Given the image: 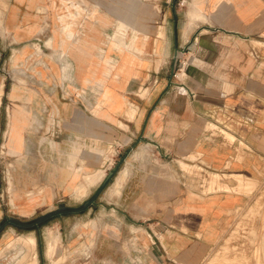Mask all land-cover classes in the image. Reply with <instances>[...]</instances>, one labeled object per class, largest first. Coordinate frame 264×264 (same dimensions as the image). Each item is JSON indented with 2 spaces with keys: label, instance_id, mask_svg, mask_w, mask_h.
<instances>
[{
  "label": "crops",
  "instance_id": "obj_1",
  "mask_svg": "<svg viewBox=\"0 0 264 264\" xmlns=\"http://www.w3.org/2000/svg\"><path fill=\"white\" fill-rule=\"evenodd\" d=\"M146 2H150L147 8L160 9L161 15L139 24L145 28L138 34L139 56L108 50L106 57L114 65L112 74L110 63L100 59V48H106L110 35L102 26L111 23L103 15L97 17L101 23L91 15L75 19V31L83 23L85 30L77 33L81 43L67 40L65 50L75 66L70 79L59 66L50 69L44 64L37 73L38 84H19L0 69L2 151L29 154L30 146L37 143L31 138L39 133L33 130L39 114L34 109L31 112L30 106H51L56 127V123L61 125L58 119L62 109H68L62 106L70 99L76 109L73 131L66 137L68 143L59 128L55 134L42 137L41 145L46 155L53 153L58 161L69 146L75 168L82 166L85 157L87 167L96 161L100 163L96 168L104 169L110 162L109 147L115 142L132 148L139 140H147L166 164L184 160L201 165L205 169L202 173L259 176L264 169V0H181L179 11L172 0H134V8L141 9ZM109 4V0H92L83 6L91 13L101 10L104 14ZM195 8L201 10L200 14H192ZM17 15L18 10L9 6L6 26L16 35V43L25 44L17 49L24 52L22 61L29 63L30 57L40 54L21 34L26 21L23 18L19 23ZM116 20L112 22L116 24ZM61 41L56 38L57 45ZM63 50L58 47L47 56L59 57ZM179 51L186 59V76L175 87L166 66ZM156 58L162 59L160 65ZM143 88L149 89L145 98L136 95ZM109 98L115 105H123L127 98L139 106L135 119L128 122V130L118 124L126 121L124 113L108 109ZM95 104H102L96 114L91 111ZM3 105L7 106L5 114ZM15 109L21 111L16 128L11 126ZM222 132L234 142L225 139ZM239 142L245 145L242 149ZM193 154L198 156L196 161L188 159ZM240 154L244 161L238 160ZM139 157L135 153L130 169L125 166L118 172L120 175L128 169L123 190L118 195L109 194L108 199L124 204L106 216L93 264H199L213 252L229 211L242 204L244 196L234 199L220 194L214 207L204 214L200 208H185L188 190L170 176L168 165L165 169L169 177L157 178V172H147L143 164L136 167ZM191 190L195 197L201 196L200 191ZM175 201L178 203L174 207ZM207 215L215 221L214 229H204Z\"/></svg>",
  "mask_w": 264,
  "mask_h": 264
},
{
  "label": "rangeland",
  "instance_id": "obj_2",
  "mask_svg": "<svg viewBox=\"0 0 264 264\" xmlns=\"http://www.w3.org/2000/svg\"><path fill=\"white\" fill-rule=\"evenodd\" d=\"M90 1L92 0H0V69L8 72L19 84L23 82L30 85L38 84L37 73L41 68H45L44 64L50 69L53 66H59L64 71L65 78L70 79L74 67L71 59L64 56L63 52L55 58L47 55H52L50 50L60 47L56 44V38L63 40L65 36L62 30L63 19L70 22L69 13H75L76 7L83 8V5H89ZM133 1L109 0L110 8L104 14L101 10H92L91 17L94 21L102 15L110 18L109 25H98V28L102 26L108 29L109 34L112 35L117 27V24L112 22L114 18L128 19L133 23L132 26L139 29V24H144L145 19L159 18L161 15L160 9L147 8L150 2L142 4L140 9L134 8ZM172 2H174V8L179 11L181 0H172ZM9 6L11 9L18 10L19 23L23 22V18L25 19L26 27L20 33L29 39L27 44L29 43L40 54L33 53L34 57L29 58V63L22 61L24 52L17 49L25 44L16 43L18 41L16 35L7 28L9 16L6 18V15ZM88 11L90 9L87 8L85 13L81 12V15L84 13L88 17ZM97 20L101 23V18ZM132 26L130 24L128 27L125 41L130 42L132 38ZM146 27L148 29V25ZM81 29L79 26L77 33L81 32ZM82 30H85V26ZM50 38L53 41L52 47L48 42ZM118 39H121V36ZM183 54V51H179L172 63L166 66L168 71L171 70V81L175 87L179 86L176 83L186 76L185 69H183L186 59ZM54 59L57 63L53 61ZM156 60L159 65L162 63L161 58H156ZM37 62H41V65ZM136 95L145 98L149 95V89L143 88L141 92H136ZM65 103L62 107L68 109L66 111L62 109L61 120L58 119L61 125L56 123V127L51 106H30L31 112L34 109L33 112L36 111L35 113L39 114L35 116L38 120L34 122L33 127V130H39V133L35 135L36 138H31L37 143L30 146L29 154L18 155L14 154L15 152L9 154L6 150L3 152L2 145H0V264H20L26 256L30 259V261L26 259L29 264H93V252L101 235L102 226L108 220L106 216L111 209L124 204L116 199H108L111 198L109 194L114 196L122 192L127 171L130 169L129 162L135 161V153L140 155L136 160V167H139L140 163L143 164L147 172L156 171L157 174L154 176L157 178L169 177L166 174L167 169L175 182L188 190L189 203L185 208H200L204 214L214 207L215 200L220 194L234 199L244 196L243 203L229 211L230 216L226 219L218 244L213 247V252L206 255L199 264H264V169L259 176L255 177L242 173L231 175L214 172L202 173L205 169L197 163L179 160L166 164L168 163L166 159L163 158V160L157 155L155 148L147 140H139L132 148L121 147L115 142L109 147L107 158L110 162L104 169L98 170L96 165L100 163L96 161L89 163L87 167L85 157L82 166L75 168L74 155L71 160L72 152L69 146L66 147L67 152L62 154L61 161H58L53 153L46 155L45 146L41 145L44 140L42 137L55 134V129L58 131L59 128L64 135V142L68 143L66 137L73 131L76 105L70 99ZM130 103L132 105L123 107L121 112L124 113L126 121H118L120 127L125 130L129 129L128 122L133 121L139 112V106L132 101ZM6 107V105L2 107L4 114L7 113ZM98 107L99 104H95L91 111L96 114L100 111ZM221 135L234 142L224 132ZM239 143L242 149L245 145ZM3 148H6L5 144ZM55 156L57 157V154ZM188 159L196 161L198 156L193 154ZM244 159V155L240 154L238 160L244 161ZM58 162L61 163L60 169L57 167ZM166 165L168 166L165 169ZM229 165L230 163L228 167ZM125 166L128 169L118 175L120 169L123 170ZM115 168H118L117 172L111 177L110 174ZM73 173L78 175L75 180ZM86 175L89 176L86 177ZM90 177H96L95 181L90 182ZM23 184H25L24 187H22ZM191 189L200 191L201 196L195 197ZM138 203L147 205L150 202ZM177 203L178 201L172 202V206L175 207ZM214 224L215 221L208 215L203 218L204 229H214ZM198 235L201 236L202 233ZM16 239H18L17 242ZM27 239L31 241L28 242ZM49 242L51 244L54 242L53 247L49 246ZM30 246L33 248L30 249ZM28 250H31L30 253Z\"/></svg>",
  "mask_w": 264,
  "mask_h": 264
},
{
  "label": "bare ground",
  "instance_id": "obj_3",
  "mask_svg": "<svg viewBox=\"0 0 264 264\" xmlns=\"http://www.w3.org/2000/svg\"><path fill=\"white\" fill-rule=\"evenodd\" d=\"M74 5V4H73ZM139 5V4H138ZM87 8H85L84 6H83V8L82 7H76V12L75 13H72V12H70L69 13V17L71 18V21L70 22H67V20H64L63 19V27H62V30H63V34L65 35L64 37H63V40H62V43L60 44V48L61 49H64L63 50V53H64V56H67V57H69L70 58V56L68 55V52L65 50V48H66V46H67V40L69 41H72L73 43H79L80 42V39H79V34H77V32L75 31V19L76 18H81V17H85L84 19H86L87 18V16L84 14L85 13V10H86ZM193 10V9H192ZM84 12L82 15H81V12ZM201 10L199 9V8H195L194 9V11H192L193 13V15H196L197 14V12L199 13ZM200 14V13H199ZM81 15V16H80ZM90 15H92V13H91V11H88V17L90 16ZM139 16V15H138ZM191 16V15H190ZM61 19H62V17H61ZM83 19V18H82ZM139 19V18H138ZM117 22H116V24H117V27H116V32H114V34H112V35H109L108 36V40L106 41V43H105V45H106V48H100V59L101 60H104V61H106V62H109L110 63V69H109V74H112V70H111V68H113L114 67V65L111 63V60L108 58V57H106V54H107V52H108V50H116V51H118V52H121V53H123V52H128V53H131V54H136V55H140L141 53H142V51L137 47V41H138V34L140 33V32H145V28H143V26H140L139 28L140 29H138L136 26H132L133 25V23H131L128 19H118V20H116ZM79 22V21H78ZM134 22V21H133ZM135 23V22H134ZM130 24H131V26L133 27V35H132V38H131V40H130V42H128V41H125V39H126V37H127V32H128V27L130 26ZM84 25H85V23H83V26L81 27L82 29H83V27H84ZM82 29H81V31H82ZM44 31V30H43ZM165 31V30H164ZM184 31V30H183ZM166 32V31H165ZM188 32V31H187ZM187 32H186V34H187ZM184 35V34H183ZM120 36H121V39H118V37L120 38ZM146 38H147V35L145 36ZM156 37V36H155ZM166 41H167V39H166ZM48 42L50 43L49 45L52 47V45H53V41H52V39L50 38V40H48ZM167 43V42H166ZM68 44H69V42H68ZM140 47V46H139ZM142 48V47H141ZM143 49V48H142ZM71 59V58H70ZM125 60V59H124ZM71 61H72V59H71ZM131 61H129V63H130ZM72 63H73V66H74V62L72 61ZM74 70H75V66L73 67V72H74ZM136 71V70H135ZM139 71V70H138ZM134 73V72H133ZM73 74V73H72ZM123 75V74H122ZM181 78H183V75H181ZM133 79H136V78H133ZM106 96H107V93H105V99L104 100H106ZM107 101H108V109H110V110H114V111H118L119 113L120 112H122V110H123V107H130L132 104L130 103V101H129V99H125V102L126 103H124L123 105H115V104H113V103H111L112 102V99L111 98H109V99H107ZM102 107V104H99V107H98V109L99 108H101ZM21 111H17L16 109H15V112H10L11 113V115H12V118L14 119H12V125L11 126H14V128H16L17 127V119H18V116H17V114L18 113H20ZM26 116V115H25ZM23 122L25 123L26 121H24L23 120ZM23 128V127H22ZM150 134V133H149ZM46 139V138H45ZM56 143V142H55ZM56 145H57V143H56ZM12 152V151H11ZM136 156H139V155H136ZM184 166V165H183ZM101 171V170H100ZM104 171V170H103ZM102 171V172H103ZM80 172V171H79ZM99 172V171H98ZM105 172V171H104ZM103 172V173H104ZM128 172V171H127ZM101 173V172H100ZM74 174V173H73ZM96 174V173H95ZM94 174V175H95ZM98 175V174H97ZM101 175V174H100ZM103 175V174H102ZM101 175V176H102ZM69 176H71L70 174H69ZM89 176V175H88ZM87 175H86V177H88ZM90 176H92L91 174H90ZM100 176V177H101ZM76 177H78V175L76 176L75 174H74V176H73V178H74V180H75V178ZM69 178V177H68ZM96 177H90V182L91 181H95L94 179H95ZM99 178V177H98ZM89 179V178H88ZM97 181H99V180H97ZM125 181V180H124ZM88 183V182H87ZM93 183V182H92ZM81 184V183H80ZM90 184V183H89ZM70 185V184H69ZM74 185V184H73ZM71 186V185H70ZM123 186V185H122ZM81 188H82V186H81ZM86 188H87V186H86ZM122 190V189H121ZM42 191V190H41ZM120 192V191H119ZM168 192V191H167ZM36 198V197H35ZM30 201V200H29ZM29 203H31V202H29ZM37 203V202H36ZM39 203V202H38ZM31 205V204H30ZM33 205V204H32ZM22 207V206H21ZM34 238V237H33ZM30 239V238H29ZM54 239V238H53ZM20 240V239H19ZM21 240H22V238H21ZM20 240V241H21ZM28 240V239H27ZM18 241V239H16V242ZM31 240H28V242H30ZM52 241V240H51ZM24 242V241H23ZM26 242V241H25ZM21 243H22V241H21ZM20 243V244H21ZM32 243H33V241H32ZM50 243V242H49ZM54 242H52V244H53ZM14 244V243H13ZM16 244V243H15ZM26 244V243H25ZM51 244V243H50ZM49 244V246H52V244L50 245ZM57 244V243H56ZM27 245V244H26ZM32 245V244H31ZM15 246V245H14ZM7 247V246H6ZM29 247V246H28ZM31 247L32 246H30V249H31ZM53 247V246H52ZM33 248V247H32ZM29 249V248H28ZM27 250V249H26ZM50 250V249H49ZM30 251L31 250H28V252L30 253ZM33 251H34V249H33ZM51 251V250H50ZM50 251H48V252H50ZM29 253H28V256H29ZM26 254V253H25ZM32 254V253H31ZM27 255V254H26ZM25 255V256H26ZM24 256V255H23ZM22 256V257H23ZM24 256V257H25ZM34 256V255H33ZM26 259H28L27 258V256L25 257ZM32 258V257H31ZM23 259V258H22ZM26 259H24V261L23 260H21L22 261V263H20V264H29V262L28 261H30V259H28V261H26ZM32 260V259H31ZM31 264V263H30Z\"/></svg>",
  "mask_w": 264,
  "mask_h": 264
},
{
  "label": "water",
  "instance_id": "obj_4",
  "mask_svg": "<svg viewBox=\"0 0 264 264\" xmlns=\"http://www.w3.org/2000/svg\"><path fill=\"white\" fill-rule=\"evenodd\" d=\"M117 169H118V168H115V169L113 170V172H111V174H110L111 177H113V175H115V173L117 172Z\"/></svg>",
  "mask_w": 264,
  "mask_h": 264
},
{
  "label": "built area",
  "instance_id": "obj_5",
  "mask_svg": "<svg viewBox=\"0 0 264 264\" xmlns=\"http://www.w3.org/2000/svg\"><path fill=\"white\" fill-rule=\"evenodd\" d=\"M157 238V240H159V238L158 237H156Z\"/></svg>",
  "mask_w": 264,
  "mask_h": 264
}]
</instances>
